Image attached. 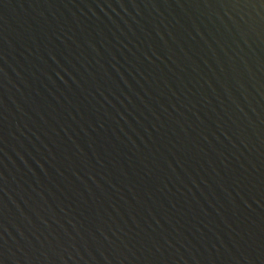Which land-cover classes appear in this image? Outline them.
Wrapping results in <instances>:
<instances>
[{
    "label": "water",
    "instance_id": "1",
    "mask_svg": "<svg viewBox=\"0 0 264 264\" xmlns=\"http://www.w3.org/2000/svg\"><path fill=\"white\" fill-rule=\"evenodd\" d=\"M0 264H264V0H0Z\"/></svg>",
    "mask_w": 264,
    "mask_h": 264
}]
</instances>
